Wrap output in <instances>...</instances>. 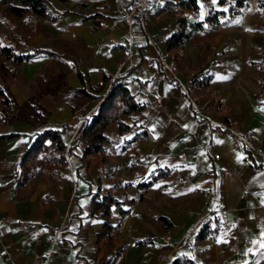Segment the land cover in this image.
<instances>
[{"label": "crops", "instance_id": "0c3cea01", "mask_svg": "<svg viewBox=\"0 0 264 264\" xmlns=\"http://www.w3.org/2000/svg\"><path fill=\"white\" fill-rule=\"evenodd\" d=\"M168 1L176 2L161 0L160 14L148 16L152 42L138 21L121 20L115 0H46L49 21L36 20L22 32V53L43 49L57 57L39 54L18 65L11 60L16 74H0V86L8 87L14 103L8 115L0 103V136L14 135L0 139V264H40L55 237L51 264H172L178 258L264 264L263 58L253 60L256 47L238 40L241 32L252 33L250 9L234 28L218 27L229 34L217 48L239 51L223 63H242L230 84L198 64V30L179 48L178 59L168 52L181 19L191 26L227 6L201 1L202 11L194 15L166 7ZM77 2L89 11L75 12ZM119 83L143 109L108 125L105 154L87 168L78 137L108 88ZM196 104L215 125L197 113ZM38 107L50 114L40 127L17 120V113L37 114ZM64 125L70 126L62 132L70 149L65 168L48 172L44 153L20 166L39 134ZM143 133L151 138L134 141ZM46 145L59 154L55 141ZM110 192L126 213L115 210L114 240L98 247L104 221L91 216L92 198ZM204 224L215 238H197Z\"/></svg>", "mask_w": 264, "mask_h": 264}, {"label": "trees", "instance_id": "16d2710c", "mask_svg": "<svg viewBox=\"0 0 264 264\" xmlns=\"http://www.w3.org/2000/svg\"><path fill=\"white\" fill-rule=\"evenodd\" d=\"M201 1L208 3L213 0H176V2L168 1L166 2V7H176L183 11L190 12L194 15H199L203 9ZM220 5H226V10H210L209 13L204 17L201 22H192L191 26H188L187 19H181L179 24V31L174 33L168 41V52L171 54L173 59H178L180 57L179 48H181L186 41H188L195 30L204 32L205 26L207 29H214L218 27H228L236 23L246 10L249 8L252 0H215ZM8 11L19 19H23L26 16L32 14L39 18H49L50 8L47 5L46 0H0ZM46 54L50 56H56L53 52L49 50L36 49L32 52L26 54L22 53L18 48L3 44L0 42V56L10 59L14 64L18 65L23 62L32 60L36 55ZM261 76L259 82L264 89V57L263 62L258 64ZM17 72L16 68L9 69L4 62L0 61V74L2 75H12L14 76ZM107 80V77H106ZM102 89L101 87L97 88ZM8 87L0 86V103L3 109L6 111V115L11 113L13 108V100L8 95ZM87 96L96 99L88 94L85 90H82ZM143 109V106L138 103L134 96L131 94L129 88L123 84L119 83L117 85L112 84L105 96L103 101L98 105L97 111L90 117L89 123L82 129L78 140L85 143L83 157L85 159L84 164L87 168H91L98 159L105 154L104 142L107 140L105 135L108 125L119 121V119L128 113L139 111ZM9 111V112H8ZM122 129L126 126L121 124ZM70 126L64 125L62 131L49 130L42 132L35 139L33 144L28 148L27 152L24 154L23 161L20 166L28 165L34 162L40 153L46 155V164L48 166V172H57L60 169L65 168L68 165L65 153L70 151L62 138V132L69 129ZM14 135H3L0 139H8ZM151 137L147 133L139 134L135 137L134 141H145L149 140ZM47 141H55L56 149L59 153L55 155L54 153L47 150ZM164 176L169 174L166 170L163 172ZM162 175L158 173L155 179H159ZM150 184H147L148 187ZM120 203L117 201L113 192L99 195L96 194L92 198V212L91 216L97 219H102L104 221L103 228L100 233L96 235L97 246L99 247L102 241L107 240L111 242L114 240V231L116 226L112 222V216L116 209L120 208ZM166 224L172 225L166 218H162ZM210 237H216V231L211 230L209 224H204L199 231L197 238L206 240ZM99 252V250H98ZM172 264H197L194 260L188 258H178L174 260ZM252 264V263H248Z\"/></svg>", "mask_w": 264, "mask_h": 264}, {"label": "rangeland", "instance_id": "374dc122", "mask_svg": "<svg viewBox=\"0 0 264 264\" xmlns=\"http://www.w3.org/2000/svg\"><path fill=\"white\" fill-rule=\"evenodd\" d=\"M249 13H251V17L249 18L250 21V28H252V33H244L241 32L240 38L238 40L240 41H245L248 39L251 41V43L256 47V49H253L252 56L253 60H262L264 57V0H252L249 6ZM49 19V18H48ZM47 18H39L36 17L32 14L26 16L23 19H19L12 15L6 6L0 2V42L3 44L7 45H14L16 48L19 47H24V37H22V32L26 30H30L32 26H34L35 21L41 20L42 22H48ZM243 19V16L236 21L235 24H233L231 27L234 28L236 25H238L239 21ZM201 21V20H199ZM225 28H216L215 33H210V32H198L196 31L194 36L197 34V41L194 44H198V46L195 47L199 53V65L201 64L202 67L209 68L207 70V73L211 72L212 74L216 75H222L225 79L224 82H229L230 84L233 83V79L236 74V70L238 67H242V63H238L239 65H231L229 62L223 63V60H227V57H230L231 54L234 55L238 53L239 51H232L229 53V50H219L217 47L219 43L223 40L227 39V36L229 33H223ZM233 34L236 32L234 31L235 29H231ZM225 32H230V31H225ZM148 34L149 38L145 37L152 42V36H151V31L148 28ZM231 34V33H230ZM215 42V43H213ZM217 42V43H216ZM217 44V46H216ZM187 42V46H188ZM186 46V47H187ZM190 47V45H189ZM218 52V53H216ZM239 54V53H238ZM223 58V59H222ZM215 61L213 65H211L212 61ZM0 61L4 62L6 66L9 68H13L15 65L10 59L4 58L0 56ZM233 63V62H230ZM190 63L188 64V69L187 71L183 72L184 75H187L190 72ZM241 69V68H240ZM247 76L244 75V78ZM9 82L11 81L8 78ZM174 80V79H173ZM229 80V81H228ZM11 84L13 81L10 82ZM48 83H51V81H48ZM53 83V82H52ZM0 84H3L0 78ZM15 84H17L15 82ZM211 88V87H207ZM196 110L199 115H201L203 118L208 119L213 123L214 125L216 122L209 117L208 115L205 114V111L200 108L196 104ZM39 113L37 114H26V113H17V120L19 121H31L32 123L35 124V128L40 127V122H42V119L45 117L47 120H50V114H48L45 111H41L40 107H38ZM0 116H2V113L0 111ZM3 121L0 119V123ZM44 126V125H42ZM105 264V263H104ZM108 264V263H106Z\"/></svg>", "mask_w": 264, "mask_h": 264}, {"label": "built area", "instance_id": "2783aa9c", "mask_svg": "<svg viewBox=\"0 0 264 264\" xmlns=\"http://www.w3.org/2000/svg\"><path fill=\"white\" fill-rule=\"evenodd\" d=\"M115 3L122 15L121 20L128 23L129 25H133L138 21L142 26L144 34L149 38L148 16H157L160 14L162 11L161 0H115ZM89 9V5L81 4L79 2L73 6V10L78 13H86L89 11ZM194 19L197 20L198 17H194ZM169 71L176 79L173 68H169ZM186 94L188 95L187 92ZM238 136L243 139L239 134ZM215 159L219 160L220 155L215 154ZM58 241V237L52 239L50 252L47 256L40 260V264H51V256L53 255L54 248Z\"/></svg>", "mask_w": 264, "mask_h": 264}]
</instances>
